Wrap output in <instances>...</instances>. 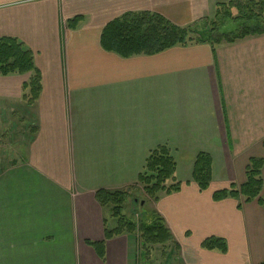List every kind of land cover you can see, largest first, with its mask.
I'll return each mask as SVG.
<instances>
[{
  "label": "crops",
  "instance_id": "obj_1",
  "mask_svg": "<svg viewBox=\"0 0 264 264\" xmlns=\"http://www.w3.org/2000/svg\"><path fill=\"white\" fill-rule=\"evenodd\" d=\"M229 1L0 0V39L30 51L41 78L28 105L23 84L33 74L0 76V142H19L0 165V264H138L134 234L106 241L103 257L87 244L116 227L95 194L136 184L159 146L181 185L152 205L176 263H264L257 201L238 208L235 199H212L245 183L251 159L262 160L264 182V34L128 58L101 46L106 25L126 13L187 27ZM199 153L212 159L203 192L192 181ZM211 237L226 243L225 253L201 248Z\"/></svg>",
  "mask_w": 264,
  "mask_h": 264
},
{
  "label": "trees",
  "instance_id": "obj_2",
  "mask_svg": "<svg viewBox=\"0 0 264 264\" xmlns=\"http://www.w3.org/2000/svg\"><path fill=\"white\" fill-rule=\"evenodd\" d=\"M238 2L254 4L252 6L257 5L259 10L257 14H253L255 19L248 18L251 20L249 24L237 27L230 32L220 31V27L223 25L220 26L217 19L209 20L207 18L187 27H179L156 13H126L106 25L101 35V46L106 51L128 58L135 55L158 54L175 46H186L193 43H206L215 46L221 43L231 44L250 36L263 35V1L230 0L227 4L217 6L215 18L219 17V9L234 6ZM79 20L80 18L73 19L69 22V26H76ZM30 73L33 74L31 79L28 83L23 84V99L28 105H32L36 101L41 90V78L35 69L33 54L25 50L22 44L14 39H0V76ZM262 169V160L251 159L246 169L245 183L239 187L231 185L227 189L217 190L213 193L212 199L215 202L229 198L235 199L238 202V208L242 203L257 201L264 210ZM175 172L176 163L170 151L164 146H159L150 151L143 171L137 178V183L143 185L146 196L156 202L160 193L169 195L180 190V183L167 186V182H175ZM192 181L201 192L209 188L212 182V159L209 154L199 153L196 156ZM95 197L101 207H112L114 217L118 218L117 226L114 229L104 228V241L87 242L100 257L104 256L106 241L124 233L136 235L138 247L141 250L147 246L152 248L173 243V237L164 220L155 212L150 214L148 224H146L147 222L140 223L139 235L137 234L135 223L121 213L124 203L127 201L125 191L110 192L100 189L96 192ZM201 248L206 251H219L222 254L227 250L226 243L215 237L204 240Z\"/></svg>",
  "mask_w": 264,
  "mask_h": 264
},
{
  "label": "rangeland",
  "instance_id": "obj_3",
  "mask_svg": "<svg viewBox=\"0 0 264 264\" xmlns=\"http://www.w3.org/2000/svg\"><path fill=\"white\" fill-rule=\"evenodd\" d=\"M238 4H234V6L231 7L219 9V17L215 18V13H213L209 20L217 19L219 25H223L220 27V31L222 32H230L232 30H235L237 27L247 25V23L249 24L251 22V20L249 19H255L253 17V14H257L259 7L257 5L252 6L254 4H249L248 2H238ZM250 9L252 10L251 12ZM227 14L229 15V17ZM18 144L19 142H0V165L2 164L1 166L6 164L8 165L10 158H12L15 154V151H17L14 149L18 148ZM177 183L178 182H176V180L175 182H167V186H172ZM143 188V185L138 184L136 182V184L124 190L127 193V201L126 203H124L125 205L123 206L121 212L127 219L135 223L137 227V234L141 222H147L146 224L149 223L150 214L153 212L152 205L155 202L154 200L146 196V193L144 192ZM141 203L143 204L141 205ZM108 208L110 209V217L113 219L109 223L113 224V226H117L118 218L114 217L112 207ZM170 247L172 248L173 246L166 244L158 245L152 248L147 246L144 248V250H141L139 248L138 264H178L175 260V250L170 249Z\"/></svg>",
  "mask_w": 264,
  "mask_h": 264
},
{
  "label": "water",
  "instance_id": "obj_4",
  "mask_svg": "<svg viewBox=\"0 0 264 264\" xmlns=\"http://www.w3.org/2000/svg\"><path fill=\"white\" fill-rule=\"evenodd\" d=\"M143 203H141V205H142Z\"/></svg>",
  "mask_w": 264,
  "mask_h": 264
}]
</instances>
